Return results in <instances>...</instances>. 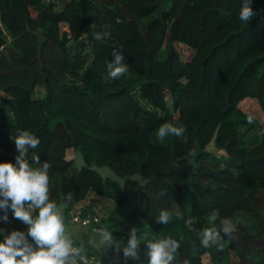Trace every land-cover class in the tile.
I'll list each match as a JSON object with an SVG mask.
<instances>
[{"label": "trees", "instance_id": "trees-1", "mask_svg": "<svg viewBox=\"0 0 264 264\" xmlns=\"http://www.w3.org/2000/svg\"><path fill=\"white\" fill-rule=\"evenodd\" d=\"M61 1L0 0V162L16 164L26 130L40 143L25 159L50 164L49 200L64 219L87 191L111 200L118 264H148L144 243L166 238L180 243L172 264H205V253L210 264H264V132L238 108L250 98L264 114V0H251L249 23L244 0ZM114 48L129 71L102 83ZM165 123L184 137L157 140ZM68 149L148 182L120 189L76 170ZM165 211L169 223H157ZM225 220L235 238L221 232L223 250L204 248L201 232ZM132 229L143 232L138 259L123 256Z\"/></svg>", "mask_w": 264, "mask_h": 264}, {"label": "clouds", "instance_id": "clouds-1", "mask_svg": "<svg viewBox=\"0 0 264 264\" xmlns=\"http://www.w3.org/2000/svg\"><path fill=\"white\" fill-rule=\"evenodd\" d=\"M251 0H244L239 13V19L249 23L254 13L250 7ZM96 40L103 39L100 33L95 35ZM113 60L106 65V74L102 77L103 82H111L125 76L129 71L123 63L122 50L113 49ZM252 118L249 117V123ZM186 129L176 127L171 123L161 125L157 130V140L164 141L169 135L183 138ZM186 142V140H185ZM16 145V164L0 162V209L5 213L11 209L15 219L28 226L27 236L23 232L13 231L0 242V264H77L80 249L73 247L71 238L66 234L61 210L57 204L49 200V163L44 162L40 167H31L26 161L28 149H35L40 141L38 137L28 131H21L14 139ZM195 155V153H191ZM34 162L40 164L38 156H34ZM7 220L5 214L3 217ZM210 221L215 222L217 214H210ZM170 214L161 212L157 223L168 224ZM191 219L186 224L191 226ZM235 238V226L231 220H225L220 229L215 227L206 228L201 232V245L204 248L216 246L223 250V236ZM28 237L34 245L29 243ZM97 247L111 245L112 233L102 230L99 234ZM90 243H95L90 241ZM140 238L135 229H132L123 249V256L128 259H138ZM145 255L148 264H172L175 253L180 248V243L173 238L144 243Z\"/></svg>", "mask_w": 264, "mask_h": 264}, {"label": "crops", "instance_id": "crops-1", "mask_svg": "<svg viewBox=\"0 0 264 264\" xmlns=\"http://www.w3.org/2000/svg\"><path fill=\"white\" fill-rule=\"evenodd\" d=\"M74 205L83 207L84 213H90L98 216V223L96 224V226L99 227L101 231L105 229L108 231L107 224L104 222V218L108 215L110 210L114 208V203L111 200L96 196L90 191H87L83 198H81ZM5 214L8 217L7 220L3 219ZM62 217H64L63 214ZM3 222H6L8 224L10 230L6 229ZM63 222L66 227V234L71 238L73 242L77 243L85 251L86 254L91 256L94 261H98L102 264H111V249L114 246L112 244L102 245L101 247L96 246L99 242L100 233H94L91 231L93 223L82 225L80 223L71 222L69 220V212L67 218H63ZM27 228L28 226L26 224L14 218L11 209H9L7 213H5L3 209H0V242H3L5 237L7 235H10L13 231L23 232L27 236ZM28 241L29 243L33 244V246H35L30 237H28ZM90 241H93L95 243H90Z\"/></svg>", "mask_w": 264, "mask_h": 264}, {"label": "rangeland", "instance_id": "rangeland-1", "mask_svg": "<svg viewBox=\"0 0 264 264\" xmlns=\"http://www.w3.org/2000/svg\"><path fill=\"white\" fill-rule=\"evenodd\" d=\"M63 2V0L59 3L61 4ZM33 13V12H32ZM61 29L63 28V24L60 25ZM175 49L178 51L179 55L181 56V58H187L189 56V54L191 53V50L188 49L186 46L181 45V44H175L174 45ZM165 102L167 105H169V98L167 97V95L165 96ZM238 108L246 115H248L249 117H251L258 125L259 131L264 132V114L261 112V110L259 109L256 101L254 99H245L243 101H241L238 104ZM206 150L209 152H215V149L212 145V143L208 144V146L206 147ZM219 153V154H218ZM216 153V155H223L224 152L220 151ZM73 156V152L71 150H66L65 152V158L66 159H71V157ZM143 237V232L141 231L139 234V238L142 239ZM202 261L205 264H210V256L209 254L205 253L203 256H201ZM231 261L234 262L236 261V259L234 257L231 256Z\"/></svg>", "mask_w": 264, "mask_h": 264}, {"label": "water", "instance_id": "water-1", "mask_svg": "<svg viewBox=\"0 0 264 264\" xmlns=\"http://www.w3.org/2000/svg\"><path fill=\"white\" fill-rule=\"evenodd\" d=\"M72 165L76 170H80L81 168L89 171H93L96 173L101 179H109L111 182L118 185L120 189L123 188L124 183L129 182H137L139 186H144L148 179L142 178V176L138 173H132V174H124L122 176H119L115 174L107 165H100L97 166L95 164L88 165L82 156V153L80 150H76L73 153V156L71 157ZM4 226L7 230H10L8 224L6 222H3Z\"/></svg>", "mask_w": 264, "mask_h": 264}, {"label": "built area", "instance_id": "built-area-1", "mask_svg": "<svg viewBox=\"0 0 264 264\" xmlns=\"http://www.w3.org/2000/svg\"><path fill=\"white\" fill-rule=\"evenodd\" d=\"M69 220L74 223H80L82 225H87L93 223L91 231L94 233H100L101 229L96 226L98 223V216L90 213H84L83 207L73 205L69 211ZM73 242V241H72ZM73 247L79 248L80 256L77 257V264H102L98 261H94L91 256L85 253V251L75 242H73ZM120 261V254L118 250L114 247L111 249V264H118Z\"/></svg>", "mask_w": 264, "mask_h": 264}]
</instances>
